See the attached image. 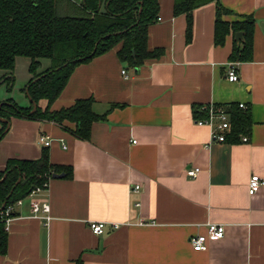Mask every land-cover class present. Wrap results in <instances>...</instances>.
Instances as JSON below:
<instances>
[{"label": "crops", "instance_id": "obj_1", "mask_svg": "<svg viewBox=\"0 0 264 264\" xmlns=\"http://www.w3.org/2000/svg\"><path fill=\"white\" fill-rule=\"evenodd\" d=\"M173 2L159 0V20L148 26L147 48L160 49L158 58L130 67L116 47L75 67L52 102L58 110L93 99V111L105 116L93 122L88 139L75 134L73 123L10 118L0 170L9 159H37L45 148L68 175L52 177L41 194L50 204L48 222L31 215L28 199L15 207L0 264H264V187L247 193L252 174L264 178V0L197 7L189 34ZM218 5L228 10L225 22L254 21L252 59L237 62V82L227 80L226 67L241 40L230 30L223 45L214 44ZM29 63L16 58L15 84L11 91L0 86V103L32 105L24 90ZM40 63L39 72L50 65ZM6 73L0 70V78ZM206 103H245L249 141L210 143V128L195 123V109ZM41 133L51 136L48 147L39 145ZM190 168H199L196 177L187 175ZM89 221L121 226L95 235ZM208 223L222 224L224 236L195 251L189 237L205 233Z\"/></svg>", "mask_w": 264, "mask_h": 264}, {"label": "trees", "instance_id": "obj_2", "mask_svg": "<svg viewBox=\"0 0 264 264\" xmlns=\"http://www.w3.org/2000/svg\"><path fill=\"white\" fill-rule=\"evenodd\" d=\"M213 1L218 0H174L173 15H186L189 34L191 12ZM227 12L220 5L216 8L214 44L223 45L230 30L242 32L243 39L234 43L229 60L250 61L254 21L247 17L244 21L228 23L221 18ZM158 16L159 0H81L79 4L72 0H0V70L8 72L0 78V86L5 84L6 90L11 91L15 84L16 58H28L31 78L24 90L36 103L32 112L33 105L23 108L11 99L6 100L0 103V117L47 120L61 125L73 123L75 134L88 139L93 122L105 116L93 111V99H76L58 110L50 108L52 102L64 89L75 67L116 47L119 59L130 67L158 58L160 49L147 48L148 26L157 22ZM40 59H48L50 66L39 73ZM41 100L47 101L45 108L39 106ZM198 107L195 118L203 117ZM227 111L231 124L227 141L235 144L249 130L250 110L230 104ZM6 127L7 123L2 122L0 138ZM62 172L68 175L67 168L49 162L45 148L34 160L9 159L0 170V209L2 205L25 198L31 189L51 179L54 173ZM6 245L7 233L0 222V253L6 251Z\"/></svg>", "mask_w": 264, "mask_h": 264}, {"label": "built area", "instance_id": "obj_3", "mask_svg": "<svg viewBox=\"0 0 264 264\" xmlns=\"http://www.w3.org/2000/svg\"><path fill=\"white\" fill-rule=\"evenodd\" d=\"M159 20V18H158ZM122 74L126 76L125 70H122ZM226 78L230 82H237L239 79L238 63L229 62L226 67ZM238 107L241 109H247L245 103H238ZM198 110L203 113V117L195 118V123L198 126H207L210 128V143H225L227 141V135L230 132V114L227 111L226 105L206 103L198 107ZM246 143L249 141L247 135H243L240 139ZM52 142L51 136L41 133L38 136V143L42 147H48ZM66 146L63 144V148ZM199 168H190L187 170V175L194 178L198 175ZM50 178L43 182L42 185L36 186L31 189L25 199L29 200L31 215L33 217L44 219L47 222L50 220V204L48 198L41 196L42 193L46 192L49 186ZM262 187H264V178L252 174L248 180L247 193L248 195H254ZM139 185H135L133 191L139 190ZM24 198L16 200L13 204L4 205L0 209V222L3 225V230L8 233L10 226L15 220L14 210L15 207L21 205ZM138 205V204H137ZM145 221L142 219L139 224H143ZM89 228L95 235L103 234L107 229H118L121 226L119 222L109 221H89ZM224 236V226L218 223H208L206 225L205 233L196 234L189 237V243L195 251H205L207 249V243L209 241L219 240Z\"/></svg>", "mask_w": 264, "mask_h": 264}, {"label": "water", "instance_id": "obj_4", "mask_svg": "<svg viewBox=\"0 0 264 264\" xmlns=\"http://www.w3.org/2000/svg\"><path fill=\"white\" fill-rule=\"evenodd\" d=\"M235 39L237 40V41H239V40H242L243 39V33L242 32H237L236 33V35H235ZM27 93V92H26ZM27 95V98L28 99H30V97H29V95L28 94H26ZM31 100V99H30ZM32 102V101H31ZM32 105H33V109L31 110L32 112L36 109V103H34V102H32ZM0 108H1V106H0ZM0 120H2V121H4V122H6L7 123V127H6V129L5 130H7L8 128H9V125H10V123H9V120H7V119H2L1 117H0ZM64 176V173H54L53 175H52V177L53 178H61V177H63ZM20 181V179L17 181V183ZM3 206L4 205H2V207L1 208H3Z\"/></svg>", "mask_w": 264, "mask_h": 264}, {"label": "rangeland", "instance_id": "obj_5", "mask_svg": "<svg viewBox=\"0 0 264 264\" xmlns=\"http://www.w3.org/2000/svg\"><path fill=\"white\" fill-rule=\"evenodd\" d=\"M50 64V63H49ZM48 66H50V65H48ZM48 66L46 67V68H44L43 70H46L47 68H48ZM43 70H42V72H43ZM38 72H39V70H38ZM40 73V72H39Z\"/></svg>", "mask_w": 264, "mask_h": 264}]
</instances>
